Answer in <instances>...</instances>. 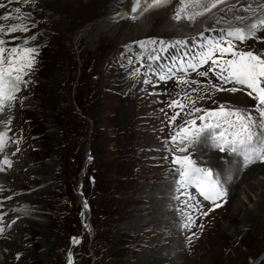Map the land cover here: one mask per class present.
<instances>
[{
  "label": "rangeland",
  "instance_id": "obj_1",
  "mask_svg": "<svg viewBox=\"0 0 264 264\" xmlns=\"http://www.w3.org/2000/svg\"><path fill=\"white\" fill-rule=\"evenodd\" d=\"M182 1L171 8H163L169 0L160 6L153 3L148 13L133 19L127 14L130 0L103 4L101 0H0L5 5L0 8V26L21 22L30 26L27 33L4 35L7 46H24L28 40L27 46L39 50L35 69L26 77L29 82L21 87L13 106L0 113V129L2 125L10 137L0 161L3 155L13 161L12 170L0 172L4 181L0 197L8 201L5 205L0 201V206L9 211L1 221L0 264H154L143 256L156 257L162 250L163 258H169L160 264H264V227L258 229L251 223L244 228L240 223L260 200L264 187L254 188L264 183V173L241 183L233 205L227 194L216 207L194 188L181 187L173 162L177 155H190L199 166L211 168V161L197 159L192 147L187 153L177 152L170 143L185 120L202 115H185L193 107L187 96L196 101L195 107L207 111L223 104L258 115L249 89L235 85L241 90L215 91L211 85L221 82L214 73L202 77L191 69L181 72L179 61L187 62L205 51L202 45L208 39H232L227 36L234 31L230 29L196 35L200 26L246 29V23H257L264 16L258 21V17H248L249 12L240 11L238 3L216 14L212 8L205 9L212 0H201L182 14L192 19L177 22ZM200 10L207 14H199ZM6 15L11 19H2ZM238 16L247 19L241 22ZM222 18L232 21L222 23ZM33 36L36 39L30 40ZM151 40L157 43L140 47L141 42ZM232 42L237 50L264 54V27L243 42ZM209 66L210 62L197 71ZM169 69L172 79L160 80ZM181 79L189 83H180ZM233 86L222 85L225 89ZM174 100L188 105L175 122L171 118L181 110L170 107ZM202 123L197 119L198 126ZM212 151L202 154L208 157ZM44 166L52 168V174L41 176L38 171ZM212 169L226 191L233 176L222 179ZM13 174L21 180H4ZM48 185L52 196L23 202L25 195ZM158 187L163 195L156 192ZM155 201L167 202L159 211L160 223L150 220L149 207ZM14 203L23 207L13 208ZM239 204L242 209L234 224L229 215ZM26 218L48 225L42 232L37 227L33 231L25 224ZM74 239L79 243H73Z\"/></svg>",
  "mask_w": 264,
  "mask_h": 264
},
{
  "label": "snow or ice",
  "instance_id": "obj_2",
  "mask_svg": "<svg viewBox=\"0 0 264 264\" xmlns=\"http://www.w3.org/2000/svg\"><path fill=\"white\" fill-rule=\"evenodd\" d=\"M165 2L166 0H155V5L160 6ZM200 2L201 0H184L183 6L178 9L175 18L177 20L181 18L192 19L193 17H183L182 14L185 13L186 8L191 3L198 4ZM219 2H222V0H216L211 4V7H216ZM4 7L5 5L0 3V8ZM138 8L139 0L133 7V11ZM250 9L251 6L245 8L244 11ZM15 11L20 13L19 8ZM251 11L254 13L255 9H251ZM2 19L9 20L11 17L6 15ZM18 19L23 21L25 18L18 17ZM236 19L243 22L244 17L238 16ZM258 27H264V20L253 23L246 29L229 31L227 36L232 39L227 41L208 39L206 44L202 45L203 48H206L205 51H201L196 57L189 58L187 62L184 59L179 61V71L181 72L187 73L191 69L202 77H207L209 71L214 73L217 80L221 82L220 86L211 85L215 91L236 92L241 90L235 85L249 89L250 91L247 94L257 101L255 112L258 113V117H254L246 109L226 107L223 104L219 106L218 110L207 111L195 107L196 101L187 96L185 99L189 100L193 107L185 115L191 116L194 113H202L197 119L203 123L198 126L197 119L185 120L170 141L174 145L175 151L187 153L189 148L206 134L208 138L212 139L214 147L220 152H228L242 158L245 165L257 162L264 163V54L237 50L232 42L233 39L241 42L247 40ZM29 30L30 26L23 22L11 24L7 27L0 26V113H3L6 107L11 108L13 106L21 87L29 82L26 77L35 69L37 57L39 56L37 48L27 46L29 44L28 40L24 41V46L8 47L3 36L17 32L27 33ZM35 39V36L30 38V40ZM156 43L157 41L154 40L141 42L140 47L146 48L147 44L155 45ZM159 43L164 44L163 41ZM176 43L179 45L183 42L177 41ZM217 54H219V58H217ZM225 55H229L231 58L225 59ZM151 58L153 60L159 59L158 56H152ZM209 62L208 70L197 71L198 67L209 64ZM171 71L169 69L168 73L161 74L159 79L163 81L172 79ZM179 82L189 83L184 79ZM192 83L198 84L199 82L192 81ZM227 84L234 86L228 89L222 87V85ZM170 107H178L181 110L171 118L175 122L176 118L188 105L180 100H174ZM8 124H10V121L6 122V128ZM9 140L8 131H0V152L4 151ZM173 162L178 166L177 171L180 175L182 188H194L203 200L211 202L216 207L221 206L218 201L223 200L227 193L212 168L199 166L197 161L192 159L190 155H177ZM5 166L7 168L12 167V161L7 157L0 161V172L5 171ZM0 190H2V186H0ZM186 194L190 200H195L191 193ZM0 220H2V217H0ZM3 232L4 228H0V234H3ZM73 243H79V241L74 239Z\"/></svg>",
  "mask_w": 264,
  "mask_h": 264
},
{
  "label": "bare ground",
  "instance_id": "obj_3",
  "mask_svg": "<svg viewBox=\"0 0 264 264\" xmlns=\"http://www.w3.org/2000/svg\"><path fill=\"white\" fill-rule=\"evenodd\" d=\"M104 1L105 0H101V2L100 3H104ZM110 1V0H109ZM144 1H146V2H152V1H154V2H152L151 3V5L153 4V3H155V0H144ZM67 3H68V1H67ZM99 3V4H100ZM131 3H132V0H131ZM238 3V4H237ZM246 3H249V5L252 7V9H255V12L253 13L251 10H249L248 12H249V14L250 15H248V17H251V18H256V17H258L257 18V21H258V19L263 15L264 16V0H251V1H249V0H229V1H226V0H224V1H222V2H219L218 4H217V6L216 7H214V8H212V11H214L216 14H218V13H221V12H223V11H228V8L229 7H232L231 5H233V4H237V6H241L242 5V7L239 9L240 11L241 10H244L245 9V7H243L244 6V4H246ZM70 5V4H69ZM131 5V4H130ZM66 6V5H65ZM83 6V5H82ZM145 5H141V9H140V11L137 13V14H135V13H131L130 12V9H129V12L130 13H128L129 15L128 16H130V17H136L137 15H139V13H142L143 11H144V9H145V7H144ZM263 6V7H262ZM195 7V6H194ZM222 7V11H219V9ZM235 7V6H234ZM239 8V7H238ZM48 9V8H47ZM237 9V8H236ZM236 11H238V10H236ZM235 11V12H236ZM234 12V13H235ZM247 12V13H248ZM203 15V14H202ZM219 15H221V14H219ZM238 15V14H237ZM247 15V14H246ZM185 17V16H184ZM41 18V17H40ZM221 18V17H220ZM230 18V17H229ZM235 18V17H234ZM185 18H181V19H179L177 22H180V21H183ZM247 18H245L244 20H246ZM236 20V19H235ZM234 20V21H235ZM54 21V20H53ZM222 23H228V22H230V21H232V20H229V21H227V20H225V18H222L221 20H220ZM39 22V21H38ZM197 24V22L196 21H194V25H196ZM249 25H251V24H245V26L244 27H248ZM258 49H255V51H257ZM256 113V112H255ZM254 113V114H255ZM257 114V113H256ZM9 117V116H8ZM256 117H258V115L256 116ZM2 119V118H1ZM4 119V118H3ZM8 119V118H7ZM2 121V120H1ZM6 121V120H5ZM8 121V120H7ZM10 121V120H9ZM3 122V121H2ZM6 124V123H5ZM5 124H3L4 126H5ZM4 127L1 125V129H0V131H2V129H3ZM192 147V151H193V153L195 154V156H197V159H199V160H201V161H205V162H209V161H211V165H212V167L211 168H214V170L220 175V177L222 178V179H224L225 177H227L228 175H232L233 176V182H232V184H231V186L229 187V188H227L226 189V191H227V194L230 196V202L232 201V202H235L236 200H237V193H238V189L240 188V185H241V183H243V182H245V183H250V181L254 178V177H256V175H258V174H260V173H264V163H260V162H257L256 164H251V165H245L244 164V162H243V159L242 158H239V157H236V156H234V155H232V154H229L228 152H220L216 147H214V144H213V141H212V139H210V138H208V137H206V140H204V141H198L197 142V145L195 144V145H193V146H191ZM205 150V151H208V150H213L211 153H210V155L208 156V157H205V156H203V152H205V151H203V152H201L202 150ZM5 157H7V158H9L10 159V157L9 156H2V158L4 159ZM10 160H12V159H10ZM12 163H13V161H12ZM13 165V164H12ZM40 166V165H39ZM42 166V165H41ZM50 167H51V165H50ZM49 166H44L41 170H39L38 171V169H37V171H38V173L41 175V176H49V174H52V168H50ZM12 168L13 167H11V168H7V167H5V171H9V170H12ZM56 168V167H55ZM54 168V170H56ZM14 171H15V168H14ZM32 173H34V172H32ZM56 173V172H55ZM232 173V174H231ZM37 174V173H36ZM39 175V176H40ZM158 175V174H157ZM166 175V174H165ZM3 176V175H2ZM5 177V181L7 182V181H9L10 183L12 182V181H10V180H12V179H14V180H21V178L22 177H20V176H15L14 174L13 175H11V176H4ZM51 178V177H50ZM158 178V177H157ZM163 178V177H162ZM168 178V177H167ZM53 179V178H52ZM40 180V179H39ZM47 180V179H46ZM164 180V179H163ZM32 181V180H31ZM37 181V180H36ZM16 182V181H15ZM24 182H25V180H24ZM35 182V181H34ZM34 182H32V183H34ZM52 182V181H51ZM50 182V183H51ZM166 182H168V181H166ZM4 181L0 178V186H2V190H4ZM174 183V182H173ZM172 183V184H173ZM159 184V183H158ZM6 185V184H5ZM16 185V184H15ZM20 185V184H19ZM171 185V184H170ZM11 186V185H10ZM29 186V185H28ZM27 186V187H28ZM53 186V185H52ZM51 186V187H52ZM20 187V186H19ZM18 187V188H19ZM35 187V186H34ZM34 187H32V188H34ZM37 187V186H36ZM169 187V186H168ZM264 187V183L262 182V183H260L259 184V186H258V188H254L255 190H257V189H260V188H263ZM15 188H16V186H15ZM17 188V189H18ZM20 189V188H19ZM2 190H0V192L2 191ZM5 190H8V189H5ZM12 190H13V188H12ZM15 190V189H14ZM36 190H37V188H36ZM10 191V190H9ZM16 191V190H15ZM19 191V190H18ZM25 191H27V190H25ZM29 191V190H28ZM51 189L49 188V185H48V187H42L40 190H38V191H36V192H34V193H32V194H28V195H25L26 197H24V198H26V200H24L23 202H25V203H27V202H30V201H32V200H39L40 201V199H43L44 197H45V195H51ZM157 191H159V194H161L162 193V195H163V191L161 190V189H159V187H158V189H156V192ZM4 192V191H3ZM13 192V191H12ZM24 192V191H23ZM5 193V192H4ZM14 193V192H13ZM21 193V192H20ZM164 193H166V192H164ZM3 194V193H2ZM11 194V193H10ZM152 194V193H151ZM1 195V194H0ZM13 195V194H12ZM158 195V194H157ZM23 196V195H22ZM52 196V195H51ZM2 197V196H1ZM47 197V196H46ZM154 197V196H153ZM158 197V196H157ZM147 198H149L148 196H147ZM159 198V197H158ZM19 199V198H18ZM18 199H15L17 202H18ZM21 199V198H20ZM162 199H164V198H162ZM163 201V200H162ZM15 202V201H14ZM231 202V203H232ZM6 203H8V201H6ZM166 203L167 202H165V203H163V202H158V201H155V204H154V206H152L151 205V207H149V208H151V210H152V217H151V221L152 222H154V223H160V221H161V216H159V211L163 208V204H164V206L166 205ZM170 203V202H169ZM175 203V202H174ZM172 205H175V204H172ZM177 205V204H176ZM180 205H183V204H181L180 203ZM232 205H233V203H232ZM187 206V205H186ZM236 206V205H235ZM178 207V206H177ZM7 209L8 208H5V210H3L2 212H0V217H2V220H4L5 218H7L8 216H9V214H8V212H7ZM235 209V208H234ZM241 209H242V207H241V205L239 204L237 207H236V210H235V212L234 213H229L230 215H229V221L230 222H232V223H236V217H237V214H239L240 213V211H241ZM190 210V209H189ZM6 214L5 216L6 217H3L2 216V214ZM181 214V213H180ZM182 215H184V214H182ZM12 216V215H11ZM10 216V217H11ZM168 216V215H167ZM182 219V218H181ZM2 220H0V228H4V226L1 224V221ZM263 220H264V191L261 193V195H260V200H259V202L257 203V205H256V208L253 210V211H250V212H247L245 215H244V219L243 220H241V227H247L249 224H253V225H255L258 229H261V228H263L264 227V224H263ZM24 222H25V224L27 225V226H29L32 230H33V228L34 227H37V228H39V230L37 229V228H35V229H37L38 231H41L42 232V229L44 228V227H47V225H48V223H44V224H38L37 222H34V221H31V220H29V219H24ZM137 224V223H136ZM165 224H167V223H165ZM184 226V225H183ZM253 229V228H252ZM172 230V229H171ZM34 231V230H33ZM9 236V235H8ZM4 241V235H1L0 234V250H2V245H1V242H3ZM158 241V240H157ZM157 244V243H156ZM154 246V245H153ZM152 246V247H153ZM161 247V246H160ZM149 248V247H148ZM4 253V251L1 253V254H3ZM3 256H5L4 254H3ZM147 255H146V253H145V256H143L144 257V260H146V261H149L150 263H157V264H160L162 261L163 262H165V261H168V258L165 260L163 257H164V250H162V252L161 253H159V254H157L156 255V257L155 256H148V257H146ZM9 257V256H8ZM167 257V256H166ZM7 261V260H6Z\"/></svg>",
  "mask_w": 264,
  "mask_h": 264
},
{
  "label": "water",
  "instance_id": "obj_4",
  "mask_svg": "<svg viewBox=\"0 0 264 264\" xmlns=\"http://www.w3.org/2000/svg\"><path fill=\"white\" fill-rule=\"evenodd\" d=\"M136 3H137V0H134V2L132 3V5H131V7H130V11H131L132 13H136V12L139 11V9H140V6H141V0H139V8H138L136 11H133V7L136 5Z\"/></svg>",
  "mask_w": 264,
  "mask_h": 264
}]
</instances>
